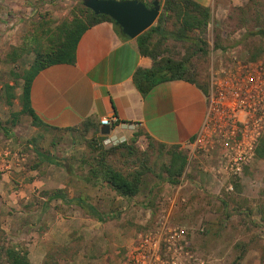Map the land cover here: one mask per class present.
I'll return each instance as SVG.
<instances>
[{"label":"rangeland","instance_id":"obj_1","mask_svg":"<svg viewBox=\"0 0 264 264\" xmlns=\"http://www.w3.org/2000/svg\"><path fill=\"white\" fill-rule=\"evenodd\" d=\"M77 1L79 0H0V121L5 126L4 129L0 128V150H9L12 154L28 151L30 154L27 161L23 162L22 156L19 155V160L13 161L16 167L23 165L31 167L34 161L31 157L34 146L45 152H54L59 159L70 161L76 165V171L82 174L84 167L88 169L82 162L86 153H89L88 142H102L105 148H110L124 140L131 141L133 137L112 138L114 135L112 132L106 139L100 140L92 131L84 133L81 129H76L71 136L67 135L66 130L61 129L51 132L42 130V134H39L32 131V123L28 122L27 114L19 115L17 123L12 122L13 113L18 111L20 104L17 100L13 106L9 107L6 104L4 100L6 84L13 81L15 90L21 91L23 81L18 75L30 66L35 57L33 35L38 34L47 44L42 30L54 29L63 20L72 19ZM234 1L241 4L233 5L229 11L217 12L218 18L213 16L207 35L210 45L208 56H195L192 59L193 66L201 78L207 76L211 52L224 51L216 47L218 41L222 47L227 48L225 52L238 53L247 59L263 46L258 58H264V36L257 34L244 39L245 34L251 30L258 28L264 30V17H261L264 14L262 6L264 2L255 4L251 0ZM159 2L162 5L163 0ZM239 7H244L249 13L246 15ZM259 23L260 25H257ZM241 39L243 41L239 42ZM171 45V55L177 59L185 56L187 50L184 44ZM13 49H17L19 53L16 58L12 56ZM5 106L7 109H4ZM134 145L138 152L147 149L145 138H139ZM66 148H71L72 152L64 157ZM183 149L188 156L187 166L197 165L196 156L191 154V148L188 146ZM147 151L151 171L144 176L141 191L136 196L135 207L130 213L119 217L105 219L107 215L103 214L105 217L97 220L102 223L100 229L106 235L105 243L112 244L110 246L114 256L112 263H130L132 250L139 244L141 236L163 228L161 258L158 264H264V160L254 159L247 169H244L242 175L236 177L220 168L219 160L215 163L210 155L204 154L206 160L204 159L203 163L217 165L214 173L218 178L215 183L219 186V193L215 194L208 192L201 182H196L197 175L192 173V177L189 176L187 169L178 184H170L165 180L167 174L164 171V164L170 160L168 148L162 152L158 147ZM114 160L119 167L125 169L134 166L133 160L130 159L127 162L122 157ZM205 164H201L202 170ZM49 165L51 164L46 163L42 166ZM15 168L10 169L13 170L9 173L11 180L17 182L29 177L26 174L28 170L19 172ZM219 169L221 171H218ZM208 172L206 171L211 177L212 172ZM2 177L0 171V179ZM229 183H233L232 191L227 190ZM14 186L9 190L0 187V191L5 193L0 192V245L26 246L34 264L40 260V252L38 253L35 244L37 234L34 236L33 232L41 234L48 232L49 228L50 230L53 228L56 219L54 216L49 218L48 215L43 217L44 214L37 211L44 206L40 197L36 196L33 202L28 204H20L14 199L16 196L11 195L16 190ZM45 191L49 190L43 189L39 195L47 198L44 195ZM49 207L50 203L45 210L47 211ZM113 207H116L115 203ZM87 234L80 238L77 233L75 238L78 236L80 238L78 249L75 248L77 244L73 246L70 243L48 247L42 264L50 250L54 251L57 247L63 246H66L67 251L60 253L59 264H70L74 254L79 250L88 251V245L84 243L89 239ZM82 239L83 243L80 241Z\"/></svg>","mask_w":264,"mask_h":264},{"label":"crops","instance_id":"obj_2","mask_svg":"<svg viewBox=\"0 0 264 264\" xmlns=\"http://www.w3.org/2000/svg\"><path fill=\"white\" fill-rule=\"evenodd\" d=\"M196 1L210 7L216 18L217 12L229 11L233 5L241 4L234 0ZM152 64V58L140 53L133 38H126L110 21H102L91 26L80 39L74 64L51 65L41 70L34 78L31 104L38 116L50 127L47 130L33 125L29 116L26 118L32 123V131L42 134V130L51 132L57 128H68L70 130H66L67 135L71 136L88 118L99 123L101 118L115 115L118 120L111 126V133H114L112 138L127 139L137 130H141L168 145L188 147L200 131L206 116L205 92L194 82L177 79L161 82L148 94L143 95L136 87L133 75L137 68H149ZM15 89L16 98L11 104L8 103L6 90L4 100L9 107L17 100L20 104L17 111L19 112L22 108L19 98L23 89L18 92ZM4 109H7V106ZM64 150H66L64 157L72 152L71 148ZM38 151L40 150L32 146L31 157L34 161L31 167L13 166V169L16 167L15 170L19 172L28 170L26 173L28 178L16 182L10 179L9 173L13 170L2 172L0 187L9 190L15 185L16 190L11 195H15L14 199L20 204L33 202L36 196L45 204L47 198L39 195L43 189H62L63 193L74 201L53 198L47 211L43 210L44 206L37 210L44 214L43 217L54 216L56 220L53 222V228L51 230L49 228L50 231L44 234L33 232L34 236L37 234L35 244L38 253L40 252V260L34 264H42L48 247L70 243L73 246L77 244L75 248L78 249L79 239L86 233L90 235L87 234L89 239L84 241L85 245H88V251L79 250L74 254L70 264H116L112 263L114 260L111 253L113 249L110 247L112 244L105 243L107 238L100 229L102 223L99 221L105 217L103 214L107 215L105 219H110L130 213L136 205L137 197L127 198L119 195L108 182L90 183L84 178L88 169L84 167L83 173L79 174L76 165L70 161L67 163L70 164L73 173L55 164L42 166L46 162L39 159ZM18 154L22 156V162L30 157L28 151ZM52 154L55 155L54 152ZM200 155L204 156L195 154L197 165L186 167L187 174L191 177L192 173L197 175L196 182H201L208 192L219 193V186L215 183L218 179L215 174L217 165L203 163L206 157ZM207 159L210 160L208 157ZM211 160L217 163L219 156L212 155ZM201 164H205L204 171ZM42 171L45 173L42 174ZM206 171L212 172V176L210 177ZM0 192L5 194L2 190ZM80 203L92 204L97 211L90 212ZM114 203L116 207H113ZM123 209L127 210L122 211ZM96 216L98 218H95ZM77 233L80 238L79 236L75 238ZM80 241L83 243V239Z\"/></svg>","mask_w":264,"mask_h":264},{"label":"trees","instance_id":"obj_3","mask_svg":"<svg viewBox=\"0 0 264 264\" xmlns=\"http://www.w3.org/2000/svg\"><path fill=\"white\" fill-rule=\"evenodd\" d=\"M144 1L149 7L153 1ZM252 3L262 4V0H251ZM161 11L156 22L143 33L133 38L141 54L149 56L153 64L149 68L139 67L133 75V80L138 90L143 94H148L157 84L165 81L184 79L196 83L201 87L205 94L208 91V73L206 77L201 78L200 74L193 66L192 59L195 56L206 57L209 54L208 30L213 20V13L210 7L199 3L196 0H163ZM264 8V5H262ZM246 15L249 13L244 7H239ZM264 10V9H263ZM264 13V12H263ZM72 19L63 20L54 29H43V36L46 37L47 44L42 41L38 34L33 35L32 41L35 43V57L28 68L20 75L22 81V93L19 98L22 108L19 112L13 113L12 122L15 123L18 116L27 114L32 118L35 126L47 129L49 124L45 123L35 112L31 104V87L36 75L43 69L54 64H74L76 62V52L82 35L91 26L102 21H110L126 38L121 27L114 19L103 13H95L91 8L85 6L82 0L77 1L75 10L72 12ZM264 17V14L261 15ZM261 20V19H260ZM257 25H260L257 24ZM264 36L262 28L254 29L245 34L244 39L252 35ZM241 39L239 42H242ZM182 43L187 50L183 58L177 59L171 55V44ZM218 41L216 47L226 51ZM263 51V46L253 52L251 60L258 58ZM17 49H13V58L18 57ZM15 85L6 84V93L8 94V103L16 98L14 94ZM101 123L94 119H86L76 129H81L84 133L93 132L97 138L106 139V136L100 134ZM0 128L4 129L3 122L0 121ZM57 128V127H53ZM60 129V128H57ZM75 129V130H76ZM61 130H70L68 128ZM139 138H145L147 149L138 152L134 145ZM35 141V140H34ZM89 153L83 157L82 162L88 166V173L84 177L92 184L108 182L111 187L121 196L132 198L137 196L142 188L144 176L151 171V165H148V151L158 147L159 151L168 148L170 160L164 164L166 172L165 180L170 184L176 185L184 174L188 156L181 145H168L157 141L148 133L137 130L131 141L124 140L118 145L105 148L102 142H88ZM119 153V155H118ZM39 159L48 164H55L64 167L69 173H73L71 166L67 161L59 159L57 155L50 152L38 151ZM122 157L127 162L133 160L132 168L119 167L114 158ZM255 159L264 160V135L259 139L255 150ZM247 169V166L245 167ZM238 184L236 183V187ZM62 189H53L45 191L47 196L43 210L48 206L53 198H63L64 201L72 202ZM81 206L90 212L97 211V208L89 203H80ZM226 205V204H225ZM67 251L66 246L57 247L56 250H50L46 255L43 264H59L61 252ZM241 258V256L239 257ZM0 264H33L29 256V250L26 246L17 244L0 245Z\"/></svg>","mask_w":264,"mask_h":264},{"label":"built area","instance_id":"obj_4","mask_svg":"<svg viewBox=\"0 0 264 264\" xmlns=\"http://www.w3.org/2000/svg\"><path fill=\"white\" fill-rule=\"evenodd\" d=\"M205 97L206 116L189 144L191 154L219 156L220 168L240 177L255 159L256 146L264 135V58L251 60L238 53L212 51ZM117 120L112 115L100 122L112 126ZM14 160H19L18 153L0 150V171H10ZM233 189L229 183L227 190ZM162 234L163 228L142 235L127 264H158Z\"/></svg>","mask_w":264,"mask_h":264},{"label":"water","instance_id":"obj_5","mask_svg":"<svg viewBox=\"0 0 264 264\" xmlns=\"http://www.w3.org/2000/svg\"><path fill=\"white\" fill-rule=\"evenodd\" d=\"M83 3L97 14L110 16L130 38L150 28L161 11L159 0H154L151 7L141 0H83ZM100 133L110 135L111 126L101 125Z\"/></svg>","mask_w":264,"mask_h":264}]
</instances>
